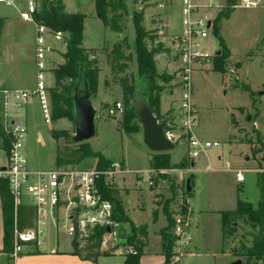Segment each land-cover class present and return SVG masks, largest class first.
Returning <instances> with one entry per match:
<instances>
[{"label":"rangeland","instance_id":"1","mask_svg":"<svg viewBox=\"0 0 264 264\" xmlns=\"http://www.w3.org/2000/svg\"><path fill=\"white\" fill-rule=\"evenodd\" d=\"M64 2L67 7V13L86 15L83 45L84 47L92 48L98 47L101 44L99 49L93 50L94 52L90 53V56L94 55L98 67H109V54L114 45L109 42L116 38V33L105 29L102 23L95 17L94 0H64ZM36 6L39 12L47 10L41 0H36ZM225 6L221 8L216 5L208 9H198L196 17L207 15L212 19L213 24L216 16L220 12L226 11ZM125 7L127 14L122 19L123 31L120 34V38H126L130 46H132L134 39V30L131 23V15L133 12L148 9L147 12L149 14L159 13V15L155 14L148 18L146 24L143 23L142 26L151 27L157 25L159 27V36L161 35V37H163L161 34L163 27L160 26L163 23L160 20L161 14L166 15L169 24L172 23V31L177 32L182 21L181 0H138L136 2L134 0H125ZM0 10L6 11L8 7L0 4ZM230 14H232L230 17L223 19L225 21L222 23V32H220L221 38L224 39V43H226L231 51V57L226 61L224 66V73L222 76L214 75V71H212V67H214L213 58L216 56L214 52L218 49L220 50V47L211 31L208 34L209 39L203 42V47L212 57L208 62L200 63L202 65L209 63L211 72L210 74L208 73V76L205 75L206 73L200 75L199 71H196L192 75V88L194 86L193 104L196 109L194 135L197 137L196 134H198V136H204L210 142L216 141L219 143L218 148H211L207 151L210 157V167L213 170H218L210 173L198 172L195 175L197 178L196 183L200 185L198 191L200 199L202 200L208 195L207 189L212 190L213 195L219 192L222 197L224 196L226 198L232 191L233 193L235 191L232 185L234 174L225 171L226 163H228V168L234 167L232 159L234 149L229 148L226 142V137L229 131L231 132L232 130L230 126L232 119L233 122L235 118L237 119L239 127L241 128L240 132L243 126L247 127L243 129V134H240L241 141H253L257 161H261L260 167H262V163L264 164V18H259L260 16L244 10H237ZM49 32L51 34L53 33L50 30ZM61 37L59 44L63 46L67 35L61 34ZM172 37H168L165 44L161 45L166 50L168 58L177 62L178 54L175 51V45L171 41ZM51 43V39L49 40L47 38L46 45H50ZM165 46L167 47L165 48ZM51 52L53 53L48 57V67L56 68L58 66L57 62L61 61L60 53L55 50ZM91 58L93 57L91 56ZM136 69L137 65L133 59L128 64V68L124 74L125 76L133 78L137 90H142L147 84H155L157 86H164V89L166 88L158 79L149 80L145 76L139 77ZM176 72L177 70L173 71V74H176ZM117 77H123V75H117ZM46 80L47 82L52 80V73L48 74ZM111 83L118 86L113 81L112 76ZM78 88L81 89V85ZM33 111L35 121L29 124L24 143L28 166L34 171H51L56 169V145L58 144L60 147H63L64 141L60 139L56 143L51 138L50 132L52 130H65L72 137L74 135V126L72 122L65 119L58 120L57 122L51 121L48 125L45 124L37 103L33 105ZM29 115L30 113H28ZM106 120L110 124H104L101 127L96 124L94 127L96 135L86 143L89 144L93 152H99L104 159L113 161H122L121 159H124L129 169L139 170L141 172L139 182L134 181L135 175L128 176L126 188L130 190V194L127 197L132 201L139 198L141 204H143V209L130 211L129 215L135 222L147 225L152 236V241H154L155 247L158 250L159 240L155 237L154 233L159 231V227L163 226L165 221L162 216L155 222L153 221L152 197L156 194L157 201L162 202L164 205L166 201H173L175 199L176 202L177 196L183 192L186 181L185 177H180L179 173L177 174L175 170L177 172L179 170H186L190 165L184 169H179L177 168L178 164L171 165V163H178L182 159L188 158L187 142L183 137L174 144L173 150L168 153L171 168L160 169L154 176L152 175V185L149 186L146 180V174L143 171L147 168L149 169L147 156L151 159L153 154L147 151L142 142V128L136 122V132L125 135L121 126L122 119L107 116ZM164 123L168 122L166 121ZM238 124L236 123V125ZM179 125H172L176 136L182 135V131H178ZM220 153L223 156L219 155ZM217 156H220V161H217ZM201 158L205 159L203 155ZM96 164V159H85L76 167L81 170H90L94 169ZM243 175L246 178L243 184L245 197L251 203L256 202L260 198V190L253 182L255 174L251 171H243ZM259 176V179L264 184V173ZM157 177L159 179L164 178L168 181L170 189L172 188L171 194L167 191L168 189L163 188L166 185L163 186L162 184L160 190L159 185L154 186V181L158 179ZM151 188H153L155 193H153L154 191ZM168 210L169 212L171 211V217L175 219V208L170 210V207H168ZM141 227L145 226H140L139 228ZM238 229L237 235L232 240V245L228 243L231 248L229 255L231 253L233 254L234 251L240 254L243 248H251L253 236L257 232L251 230L242 222L238 223ZM229 259L230 262L236 260L242 261L240 257L236 256H230ZM121 260V257H107L101 263L120 264ZM199 264L213 263L204 260L199 262Z\"/></svg>","mask_w":264,"mask_h":264},{"label":"crops","instance_id":"2","mask_svg":"<svg viewBox=\"0 0 264 264\" xmlns=\"http://www.w3.org/2000/svg\"><path fill=\"white\" fill-rule=\"evenodd\" d=\"M61 1L64 7V13L74 14V13H67L66 4L64 0ZM195 3L197 6L200 7V9H208L216 5L222 8L223 6H225L226 0H196ZM24 10H25V3L23 0H15L14 5L12 7H8V10L6 11L0 10V19L3 20V27L1 29V34H0V91H7L10 93L31 92L35 89L36 86L35 27L33 24L22 22L20 20V13H22ZM147 10L148 9L143 10L142 24L143 23L146 24L147 19L150 18L152 15L155 14L159 15V13L149 14ZM235 11L237 10H233L232 12ZM249 12H252V14L256 16H260L259 18L261 17L264 18L263 9L249 10ZM231 15L232 14H230L229 17ZM84 16L86 18V15ZM160 20L163 22L162 24H160V26L163 27L161 32L163 37H161V35L159 36V27H157V25L151 27L142 26L147 31H151V30L157 31L156 34L158 37L155 42H158L160 44H165V41L168 40V37L177 36L181 34L182 21L180 22L178 31L175 32L172 31V27H173L172 23L169 24L166 15L164 16L161 14ZM84 21H83V35H82V45H81L82 48L85 50L99 49L101 44L98 47H92V48L84 47L83 45L84 27H85ZM224 21L225 20L221 22L220 32H222L221 31L222 23ZM120 37H121L120 34H116V38L110 41L109 43L115 44L119 42V40L121 39ZM47 38H49V40L51 39L52 41L50 45H46L48 52L46 53L45 56L46 68H47L45 72V84L47 86V91H48L49 89L54 87V77L52 73V70L54 68L48 67V57L51 53H53L51 52L52 50L58 51L60 53L59 56L61 61L57 62V65L58 66L62 65L64 63L62 55L65 53V45L60 46L59 41L61 39L55 40L51 34L45 37V43ZM134 39L132 41V45L134 43ZM208 39L209 38H207V40ZM263 42H264V38H263ZM166 47L167 46H165V48ZM226 47L229 50L231 57V51L227 45ZM166 53L167 52L165 50V52L160 53L154 58L156 73L158 75L165 73L166 75L171 77V81L165 84V87L167 89L165 88L160 94L159 111H160V116L162 117V122L167 121L171 125H177V124L179 125L181 122V112L179 110V100L181 97V91L179 89L178 78L176 74H173V71H176L178 69L179 62L178 61L174 62L173 60L169 59ZM214 54H216V56L219 55L220 50L219 49L216 50ZM196 71H199L200 75L206 73L205 75L208 76V73L210 74L211 72V68L209 66V63L204 65L197 64L194 73ZM49 73H52V80H49L47 82L46 78ZM213 73L214 75L222 76V74L215 72ZM193 100H194V86H193L192 102ZM90 101L93 109L95 110L94 127L96 124H98L100 127L104 124H108L109 122H107L106 120L107 110L111 108L114 102L122 101L121 89L116 84L111 83V74L108 66L106 67L99 66V73L97 77V92L94 97L90 98ZM36 103H37L36 100L34 98H31L29 100L28 106L25 109H20L15 111L10 105H8L7 108L5 109L4 98L3 95L0 93V124L1 125H4L5 123L6 124L15 123L21 125L23 124L25 125L28 131L29 124L35 121L33 105L34 104L36 105ZM5 113L7 114V117H5ZM28 113H30L29 116ZM232 120L230 124L232 130L231 132L229 131L226 137V142L229 148L234 149L233 158H232L234 167L228 168V163H226L225 171H229L234 174L233 175L234 178L232 180V185L235 188L234 193L232 191L231 194H229V196L226 198L224 196L222 197L219 194V192H217L218 194L213 195L212 190L210 191L207 189V193H208L207 197L203 200L200 199L199 191H198V187L200 185H197L196 183L197 182V178L195 176L196 173L198 172L210 173L218 170V169L213 170L210 167V157L207 152L205 154H202L205 157V159L201 158L202 156L201 155L198 158L192 160L193 166H190L188 169L179 170V172L175 170L177 174L179 173L180 177H185V180H187V178L189 177L192 178L191 181L192 195L191 197L187 198L188 199L187 208L189 214L186 220V233H187V237L189 238V246L187 247L185 254L179 264H197V263L199 264V262L204 260L211 261L213 264H222L224 261H227L228 264L233 263L229 261L230 260L229 258L230 256H234V254L236 253L234 251L233 254L231 253L229 255L231 249L229 247V244L232 245V240L237 235L239 229L237 230V233L235 235L227 238L226 240H223L222 230H221L222 229L221 213L234 211L236 209L238 201L250 203L252 206H256L260 201L259 198V200H257L256 202L251 203L245 197L243 191L244 190L243 184L246 181L245 177L243 183L236 182L237 172L240 171L242 172L243 175V171H251L253 172V174H255V177L253 178V182L258 187L260 174L257 175L258 173L257 169L260 166L261 161H257L256 155L254 153L253 141L252 142L241 141L242 138L240 134H243L242 133L243 129L247 127L243 126L240 132L241 128L239 127L237 119L235 118L234 122ZM236 123L238 125H236ZM196 135L200 141L210 142L204 136L200 137L198 136V134ZM147 151L149 150L147 149ZM4 154L5 153L0 150V160L3 159ZM219 155L223 156L222 153H220ZM216 159L217 161H220V156H217ZM107 160L110 162H119L122 165L123 169L126 171L125 174H123L121 177H118L116 179L117 183L119 184V187L113 190L116 192V197L121 203L124 215L136 228H139L140 226H145L146 236L139 238V241L142 244V256L140 257V264H162L164 262V257L162 255L161 240L158 233L161 229L165 228L167 225L166 217L163 213V203L157 201L156 194L153 195L152 213L153 212L156 213V220H158V218H161L162 216L165 221L164 225L159 227V231H157V233H154L155 237H157V239L159 240V245L157 250L154 241H152V236L150 234L147 225L135 222L129 215L130 211H135L136 209H141V210L143 209V204H141V200H139V198H136L134 201H132L127 197V195L130 194V190L126 188V184H128L127 182L128 176L135 175L134 181L135 182L140 181L139 178L140 174L139 175L137 174V172L140 171L129 169L126 166L124 159H121L122 161H113L110 159ZM150 160L151 159L149 158V156H147L148 167ZM178 163H171V165H177ZM149 171L150 169L147 168L146 170L143 171V173L146 174ZM157 178L158 179L154 181L155 183L154 186L159 185V190H160V188H162L161 186L162 184L163 186L166 185L163 188L168 189L167 191L171 194L172 192L168 181L165 180L164 178L161 179H159V177ZM151 189L153 190V188ZM153 193H155V191ZM123 196L125 197L122 198ZM23 201H24V205L22 206L31 207L27 203L28 200L26 198H24ZM169 207L170 210L176 208L175 199L169 203ZM122 227L125 230V232L129 233L130 225L128 223H125ZM3 234L4 232H3L2 211L0 205V264H93L89 261H82L77 256H74L72 254L73 249L71 246V239L62 230L59 229L55 230L51 224L48 225L45 236L43 238V242L39 247H31V248L23 249L22 253L14 260H11L9 258L8 256L9 253H5L3 251ZM111 257L112 258L121 257L122 260L120 264H124V260H125L124 257L110 256L108 258ZM106 258L107 257L98 258L95 264H102L101 262H103V260H105ZM242 262L243 259L241 261V264H243ZM257 264H262V263L258 262Z\"/></svg>","mask_w":264,"mask_h":264},{"label":"trees","instance_id":"3","mask_svg":"<svg viewBox=\"0 0 264 264\" xmlns=\"http://www.w3.org/2000/svg\"><path fill=\"white\" fill-rule=\"evenodd\" d=\"M45 4L47 10L43 12L37 11L34 15V21L37 25H43L53 33L66 34L65 38V53L62 55L64 63L52 70L54 77V87L49 89L50 106H51V121L65 119L73 123V95L75 88L79 85L82 87L83 78H86L88 93L94 97L97 92V77L99 67L95 59L93 50H85L82 48L83 21L84 15L81 14H66L61 0H41ZM135 2L138 0H134ZM226 11L220 12L214 22L212 33L218 41L220 54L215 56L214 67L212 71L223 74L226 61L230 57L223 39L220 36L221 21L227 19L233 11L231 6L233 0H226ZM94 9L96 18L102 23L103 27L110 32L121 34L123 31L122 19L126 16L125 0H94ZM143 10L133 12L131 22L134 30V43L132 46L126 38H122L115 43L109 54V69L113 81L118 84L122 92L123 116L121 126L125 135H130L136 132V117L134 115V101L137 98H144L150 108L152 114L159 123H162L160 116V94L164 90V86L155 84H147L142 90H137L132 77L125 76V71L128 64L133 61L137 65V74L139 77L145 76L147 79H158L163 85L171 81V77L165 73L158 75L155 69V56L165 52L162 45L157 40V31H147L142 27ZM3 27V20L0 19V34ZM131 51V52H130ZM123 75V77H117ZM168 128L164 127V131ZM51 138L57 143L60 139L64 141L63 147L56 145L55 150V167L56 169L74 168L85 159H96L97 171H105L110 166L111 162L104 159L99 152H93L88 143L75 144L71 141V136L65 130H52ZM9 138L5 134L2 125L0 124V150L5 154L9 151ZM170 156L168 153L154 154L149 161V169L158 172L160 169H170ZM190 165L188 158L182 159L177 168L184 169ZM99 191L103 199L109 201L113 206L112 218L117 223H128L130 225L131 235L127 241L134 245L138 251L136 256H126L124 264H140L142 256V244L139 238L146 236L145 227L136 228L124 215L122 206L116 192L108 189L103 182V177H100L97 182ZM260 190V201L256 206H252L247 202H237L234 211L221 213L222 217V238L226 240L237 233L238 223L242 222L251 230L257 231L253 236L251 248L241 249V253L234 254L236 257L243 259V264H264V184L261 179L258 181ZM172 189V188H171ZM172 192V191H171ZM184 195L188 198L191 193ZM166 201L163 205V213L166 217L167 225L158 233L161 240V251L164 257L162 264H169L170 258L173 255L175 236L173 229L175 222L168 210L169 203ZM0 205L3 221V251L10 253L12 250V234H13V206L12 198L8 191V183L5 179H0ZM184 223L188 218V208L183 206L181 210ZM153 221H156V213H153ZM35 217L34 208L28 206H20L16 211V225L19 232L31 228ZM104 230L95 228L92 234L84 241L77 242L73 240L71 246L72 254L77 256L82 261L96 263L100 257H106L100 254L99 245L101 236Z\"/></svg>","mask_w":264,"mask_h":264},{"label":"built area","instance_id":"4","mask_svg":"<svg viewBox=\"0 0 264 264\" xmlns=\"http://www.w3.org/2000/svg\"><path fill=\"white\" fill-rule=\"evenodd\" d=\"M25 10L20 13L22 22L33 24L35 27V67L36 86L31 92H7L0 91L4 98V108L8 105L17 111L25 109L29 100L34 98L39 106L45 124L51 122L50 97L45 84L46 53L48 49L45 37L49 29L43 25H37L34 15L37 13L36 0H23ZM196 0H181L182 32L180 35L171 38L178 54L179 67L176 72L181 97L179 110L181 122L178 131L181 136L175 135L173 126L164 123L168 130L164 131L166 138L174 145L180 138L186 140L188 145V158L194 160L205 154L209 149L219 147L217 142H202L194 135L196 123V109L192 102L193 88L192 75L197 64L208 62L212 57L203 47L209 32L213 29L212 19L207 15L196 17L200 9L195 3ZM232 10H264V0H233ZM15 0H0L5 7H12ZM55 40L61 39V33L51 34ZM107 116L122 118L123 105L116 102L107 110ZM5 117L7 114L5 113ZM159 123V122H158ZM5 134L9 138V151L0 160V179L7 180L8 191L12 198L13 206V234L12 250L8 254L11 260L16 259L25 248L39 247L45 236L49 224L55 230H62L71 242H84L95 228L104 230L99 245L101 255L110 256H136L138 251L134 245L128 243L131 235L125 232L123 225L112 218L113 206L103 199L97 182L103 177L104 185L114 190L119 187L116 179L126 171L119 162H111L105 171H97L95 168L81 170L74 168H60L51 171H33L29 168L24 148L27 128L25 125L8 123L2 125ZM264 164L258 167L259 174L264 173ZM137 174H141L137 172ZM155 172L150 170L146 173V180L149 186L152 185V175ZM236 182L243 183L242 172L236 173ZM34 208L35 217L33 226L21 232L17 230L16 211L24 205L23 199ZM188 199L184 192L176 199L175 236L173 255L169 264H179L183 258L189 238L186 233V224L181 210L187 206Z\"/></svg>","mask_w":264,"mask_h":264},{"label":"water","instance_id":"5","mask_svg":"<svg viewBox=\"0 0 264 264\" xmlns=\"http://www.w3.org/2000/svg\"><path fill=\"white\" fill-rule=\"evenodd\" d=\"M134 115L137 123L142 128V142L144 146L153 154L169 153L174 145L166 138L164 125L158 123L152 114L144 98H137L134 101ZM95 110L90 101V95L87 90L86 78H83L81 89L75 88L73 95V126L74 135L71 141L75 144L86 143L95 135L94 128ZM193 166V161H190ZM192 178H187L185 182V192L191 193ZM222 264H228L224 261ZM231 264H241L236 260Z\"/></svg>","mask_w":264,"mask_h":264}]
</instances>
